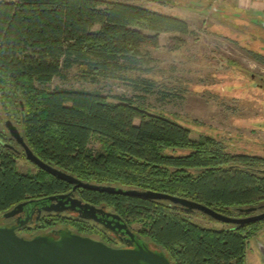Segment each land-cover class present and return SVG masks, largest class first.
Masks as SVG:
<instances>
[{
	"label": "trees",
	"instance_id": "1",
	"mask_svg": "<svg viewBox=\"0 0 264 264\" xmlns=\"http://www.w3.org/2000/svg\"><path fill=\"white\" fill-rule=\"evenodd\" d=\"M162 33L190 29L182 17L135 3L0 0V213L70 187L37 166L19 170L20 146L6 119L37 156L83 181L166 192L232 216L248 214L239 208L249 206L253 213L264 210V156L228 152L211 136L192 139L184 124L126 96L111 100L98 89L45 87L73 68L86 81L117 79L152 93L155 82L140 72L148 71L149 50ZM92 140L99 147L92 148ZM80 193L110 204L128 223L144 221L143 233L171 264H246L248 239L264 221L211 227L186 216L206 214L168 200Z\"/></svg>",
	"mask_w": 264,
	"mask_h": 264
},
{
	"label": "rangeland",
	"instance_id": "2",
	"mask_svg": "<svg viewBox=\"0 0 264 264\" xmlns=\"http://www.w3.org/2000/svg\"><path fill=\"white\" fill-rule=\"evenodd\" d=\"M176 1L179 8L167 14L184 18L190 33H162L159 46L149 50L153 61L147 65L148 71L140 74L155 82L152 93L134 90L117 79L86 81L73 68L53 77L45 87L98 89L111 100L114 96H126L184 124L192 139L211 136L221 140L228 152L264 156V9L244 12L236 7L235 0H201V6ZM174 37H180L182 42L177 45ZM91 147H99V142L92 140ZM18 148L19 170L35 171L36 166ZM104 205L115 211L110 204ZM186 216L206 226L228 225L199 213ZM5 221L7 218L0 213V224ZM129 225L154 248L155 244L143 233L144 221ZM64 226L121 245L111 232L91 222L80 223L70 212L47 213L39 223H29L18 234L30 236ZM262 249L264 221L248 239L246 264H264Z\"/></svg>",
	"mask_w": 264,
	"mask_h": 264
},
{
	"label": "water",
	"instance_id": "3",
	"mask_svg": "<svg viewBox=\"0 0 264 264\" xmlns=\"http://www.w3.org/2000/svg\"><path fill=\"white\" fill-rule=\"evenodd\" d=\"M4 125L11 138L22 148L27 160L49 174L73 184L72 189L82 187L149 199H164L178 204L186 212L199 211L222 223L245 224L264 220V210L253 213L254 207L251 206L239 208L240 211L248 214L232 216L196 200L166 192L121 188L83 181L37 156L26 144L11 120L6 119ZM41 201L44 203H40L38 199L18 202L4 211L2 215L5 218L13 217L35 203L40 205L38 212L41 209L45 211L75 210L80 217L98 221L111 230L125 234L129 242L134 241V233L118 213L105 211L101 207L82 202L73 197L71 193L51 194ZM31 218L32 213L29 212L21 220H18L17 226L0 225V264H171L162 251L151 247L146 241L135 242L133 248H115L100 240L68 230H61L59 237L55 239L44 234H38L31 238L19 235L15 228L25 225ZM262 253H264V249H262Z\"/></svg>",
	"mask_w": 264,
	"mask_h": 264
},
{
	"label": "flooded vegetation",
	"instance_id": "4",
	"mask_svg": "<svg viewBox=\"0 0 264 264\" xmlns=\"http://www.w3.org/2000/svg\"><path fill=\"white\" fill-rule=\"evenodd\" d=\"M68 184L70 186L69 188H67L65 191L58 192V193H71V195L73 197H76V198L80 199L82 202H88V203L93 204V205H95L97 207H101L105 211L115 212V211L106 209L103 202H92V201H89V200H86L85 198H83L80 192L84 188H82V187H76L75 189H72L73 184H71V183H68ZM58 193H54V194H58ZM44 197H46V196H41V197H39L37 199H38V201H40V203H44L43 201H41ZM38 208H40V205L38 203H35L33 206L27 207L26 210H24V211L16 214L15 216L10 217V218H7V221L1 223L0 225H2V226H4V225H7V226H17L18 220H21L23 217H25L27 215V213L31 212L32 213V218L29 219L25 225H21V226H18V227L15 228L16 232L18 233V231L21 228L22 229L23 228L25 229L29 223H39L41 217L43 215L47 214V213L48 214H51V213L70 212V213H73L76 216L77 221L80 222V223L86 224L87 222H91L92 224L94 223L96 225H99V226L103 227L104 229H106L107 231L111 232L121 242V245L120 246L112 245L111 243H109L107 241H104L103 239L96 238V237H93V236L88 235V234H84V233H80V232L74 231L71 228L65 227V226L64 227H60V228H49V229H47L45 231H42V230L41 231H37L33 235H30V236H25V235H22V236L27 237V238H31V237H33L35 235H38V234H44V235H47V236L52 237V238L55 239V238H58L59 237V235H60L59 233H60L61 230H68L69 232H72V233H76V234H79V235H82V236H88V237H91V238L100 240V241L106 243L107 245H109L111 247H115V248H133L135 246V242L146 241L141 235H139L137 232H135L134 230H132V228L130 227V225L127 222V220L124 217H122L121 215L120 216L123 218L124 222H126L127 226L134 233V241L133 242H129L127 240V236L125 234H122L119 231L111 230V229L105 227L102 223H100L98 221L80 217L79 214H78V212L75 211V210L45 211V210L41 209L38 212Z\"/></svg>",
	"mask_w": 264,
	"mask_h": 264
},
{
	"label": "crops",
	"instance_id": "5",
	"mask_svg": "<svg viewBox=\"0 0 264 264\" xmlns=\"http://www.w3.org/2000/svg\"><path fill=\"white\" fill-rule=\"evenodd\" d=\"M113 1H121V2H128V3H135L152 10L159 11L160 9L162 13L172 12L173 9L179 8V3L177 1L171 0H113ZM189 5L192 6H201V0H186ZM236 7L242 11H249L250 9H264V0H235ZM159 9V10H158ZM179 14V13H178Z\"/></svg>",
	"mask_w": 264,
	"mask_h": 264
}]
</instances>
